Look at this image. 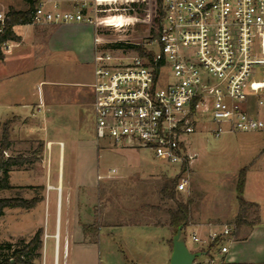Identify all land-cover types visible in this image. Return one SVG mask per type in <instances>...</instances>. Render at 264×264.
I'll return each instance as SVG.
<instances>
[{
  "label": "rangeland",
  "instance_id": "obj_1",
  "mask_svg": "<svg viewBox=\"0 0 264 264\" xmlns=\"http://www.w3.org/2000/svg\"><path fill=\"white\" fill-rule=\"evenodd\" d=\"M155 3V0L100 2L94 26L17 24L13 31L20 37V41L0 59V75L5 71H11L13 83L25 81L28 84L35 78L49 76L59 80V88L62 89L77 88L72 86L74 82L87 84L91 81L95 47L99 50L117 52L121 51V48H115L116 43L143 46L154 40L151 39L150 28ZM152 47L157 48L155 45ZM4 84L6 83H2L3 86ZM84 89L87 91L89 88L84 87ZM198 123L195 132L189 136L190 153L193 158L183 164L168 163L162 158H156L152 151L115 146L106 139H97L94 134L91 107L85 106L81 131L85 135L83 139L86 145L84 144L83 147L81 144L78 161L73 159L74 153L69 152L68 145L66 147L62 197L57 199L56 190L49 191L46 204L33 213L30 209L23 208L4 209V213L0 215V243L16 244L21 238L28 240L33 230L41 227L42 247L38 250L39 258L36 264L43 263V256L44 264H54L52 234L56 227L58 209V264H123L128 251L120 247L115 236L122 235L127 242H132L133 246L137 247L143 242L142 234L146 229L129 226L107 235L103 228L97 237L92 234L85 237L81 229L82 222L89 218H92L91 221L97 219L114 223L165 221L167 218L165 209L174 207V201L163 198L160 187L164 180L172 178H177V182L181 179L187 180L185 190L176 191V196L183 201L189 198L190 214L194 221L204 223L201 224L202 231L196 232L198 236L204 237L210 226L220 229L225 224L230 225L233 220L227 221L224 217H230L237 206L238 172L235 167L248 163V160H244L246 159L243 151L246 148L243 145L245 143L237 139L243 133H224L215 137L209 130L212 125L207 117L201 118ZM54 150H58V145H54ZM111 169H115V173L109 176L107 174ZM75 173L79 182L91 186L89 191L96 185L97 173L103 178L98 181L99 190L95 189V198L92 193H85V196L81 194L79 196L78 193L77 208L73 200V204L68 208L66 186L70 180H73ZM48 186L52 187L50 183L46 184L47 188ZM80 192H85L84 188H81ZM248 195H254L264 203V175L250 177L245 190V196ZM0 196H20L27 199L34 196L41 197L40 191L26 187L2 191ZM145 205H152L157 209L147 208ZM254 215H250L249 219ZM216 216L220 219L210 220ZM68 220L77 245L75 250H72L71 246L65 258L63 245ZM168 229L167 235L171 240L174 233L170 227ZM150 232L154 235H162L165 230L155 228ZM45 233L48 236L44 239ZM190 235L191 230L187 228L185 231L187 247L195 252L203 250L205 246L193 242ZM230 240L227 238L224 243L228 249ZM216 249L217 247H214L212 252ZM0 254L6 255L8 251L0 250ZM204 257L201 255L196 259Z\"/></svg>",
  "mask_w": 264,
  "mask_h": 264
},
{
  "label": "built area",
  "instance_id": "obj_2",
  "mask_svg": "<svg viewBox=\"0 0 264 264\" xmlns=\"http://www.w3.org/2000/svg\"><path fill=\"white\" fill-rule=\"evenodd\" d=\"M105 1L110 0H0V35L11 9L24 13L27 24L94 26L99 3ZM15 43L6 39L0 49L6 53ZM143 47V54L94 48L90 87L97 139L183 164L193 158L189 136L201 118L209 119L215 137L264 131V97L249 104L250 95L264 92V0H162L158 37ZM186 185L181 179L175 190L184 191ZM58 220L57 209L54 264ZM233 227L210 226L204 237L193 231L190 239L205 250L215 243L226 253Z\"/></svg>",
  "mask_w": 264,
  "mask_h": 264
},
{
  "label": "crops",
  "instance_id": "obj_3",
  "mask_svg": "<svg viewBox=\"0 0 264 264\" xmlns=\"http://www.w3.org/2000/svg\"><path fill=\"white\" fill-rule=\"evenodd\" d=\"M12 77L13 72L11 71H5L0 75V125L4 120L13 118L9 126L10 145L6 152L11 156H29L38 141H42L44 145L39 161L25 164L20 168H14L9 172V183L12 188L8 190H18L19 188L26 187L30 190L40 191L41 201L37 202L30 209L32 211L31 213H33L46 204L49 191L56 190L57 199L62 197L64 187V159L67 145L69 152L72 151L74 153L75 158L73 157V159L75 161H78V155L82 149L80 148L81 144L82 146L84 144L86 145V141L83 139L85 135L81 131V120L85 106L91 107L94 117L90 87L93 80V67L91 81L87 84L74 82L72 86L77 88L73 89L59 88V80L49 76L40 79L35 78L30 84L25 81L13 83L11 81ZM2 83L6 84L3 86ZM84 87H88L89 89L86 91ZM259 96H264V92L250 95L249 104L254 106L255 100ZM242 133V136L237 137V139L245 143L243 144L246 146L245 150H243L246 155V159L244 160H248V163L237 165L235 170L239 172L241 168H247L242 197L244 200L254 202L257 205L256 214L258 215V222L252 226H245L237 234H233L229 249L226 253H220L218 249L214 252L210 251L207 253V250L203 249L205 251L198 252H204L202 256L205 257L203 259H195L193 264H264V207H262L264 203L254 195L245 196L246 185L250 177L264 175V131ZM94 134L96 137L95 125ZM60 135L61 137H59ZM64 136L67 138H64ZM54 145H58L57 151L54 150ZM98 174H96V185L92 186V190L89 191L91 186L79 182L77 173H75L73 180H70L66 186L68 208L71 207L73 201L77 208L76 201L78 193L79 196L80 194L85 196V193H92L95 198L94 193L96 190H99V187H97L99 181L97 179ZM47 183H50L52 187L47 188ZM81 188H84L85 192H80ZM2 191L7 190H0V192ZM13 208L18 209L19 207ZM237 210L238 204L230 217H224V220H233L237 214ZM190 216V223L185 228V231L189 228L191 232H201L203 229V225L201 226V224L204 223L194 221L191 214ZM218 218L216 216L210 220ZM91 220L92 218H89L85 222H82V224L94 222ZM69 223L70 221L68 220L66 233L64 234L66 251L63 256L65 258H67L71 246L72 250H75V246L77 245V242L74 241V237L72 236ZM98 224L99 231L105 228L107 235L114 234V231L129 226L146 229V232L142 234L144 237L143 242L137 247H134L132 242H127L124 236H115V239L119 241L120 247L126 249V252L128 251L127 255L125 254L123 264H168L170 248L168 243L169 237L167 235L169 230L167 218L162 222L146 221L132 223H114L98 220ZM155 228L164 229L165 233L162 235H154L150 231ZM35 230H33L32 234ZM98 235L99 232L95 236L97 237ZM86 236L88 237V235ZM82 237L84 238L83 233Z\"/></svg>",
  "mask_w": 264,
  "mask_h": 264
},
{
  "label": "trees",
  "instance_id": "obj_4",
  "mask_svg": "<svg viewBox=\"0 0 264 264\" xmlns=\"http://www.w3.org/2000/svg\"><path fill=\"white\" fill-rule=\"evenodd\" d=\"M156 6L154 16L152 19V26L150 28L151 39L158 37L161 17H162V0H155ZM10 21L7 24L6 31L0 35V43L6 39H12L16 42L20 41V37L11 31V26L17 24H27L28 18L21 11L10 10ZM151 41V40H150ZM115 48H121L127 51H133L138 54H143L144 47L139 44L129 43H116ZM4 53L0 49V59L3 58ZM13 118L4 120L0 125V190L11 189L12 186L9 183V172L14 168H20L25 164L34 163L39 161L43 150V142L38 141L36 147L29 156H11L8 155L6 150L10 145V132L9 126ZM183 168V167H182ZM247 168L243 167L239 170L236 182V194L238 210L233 219V231L235 235L243 226H252L258 222V215L256 214L257 205L254 202H249L243 199L242 193L245 185V176ZM177 178L166 179L162 182L160 187V193L163 198L171 199L174 201V207L165 209L167 213V224L175 233L177 227L183 224L182 235L185 237V228L190 223V199L185 201L179 199L176 196L175 185ZM30 187V186H29ZM41 200V197L34 196L30 199H26L20 196L12 197H0V215L4 213V209L19 207L23 209H31ZM147 208L157 209L152 205H145ZM159 209V208H158ZM255 214L252 219H248L250 215ZM82 231L85 235H97L99 232L98 220L89 224H82ZM42 228H37L28 240L21 238L16 244L10 242L0 243V250L6 249L8 254H0V264H36V260L39 258L38 250L42 247ZM170 244H171V240ZM216 247L215 243H211L207 247V253L213 251ZM205 251V250H201Z\"/></svg>",
  "mask_w": 264,
  "mask_h": 264
},
{
  "label": "water",
  "instance_id": "obj_5",
  "mask_svg": "<svg viewBox=\"0 0 264 264\" xmlns=\"http://www.w3.org/2000/svg\"><path fill=\"white\" fill-rule=\"evenodd\" d=\"M183 224L179 225L171 238V252L168 264H193L194 260L204 252L191 251L182 235Z\"/></svg>",
  "mask_w": 264,
  "mask_h": 264
}]
</instances>
